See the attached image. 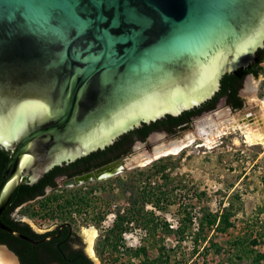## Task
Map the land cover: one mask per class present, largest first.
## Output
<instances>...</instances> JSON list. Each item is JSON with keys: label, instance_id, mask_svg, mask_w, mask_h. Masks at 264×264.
Segmentation results:
<instances>
[{"label": "water", "instance_id": "obj_1", "mask_svg": "<svg viewBox=\"0 0 264 264\" xmlns=\"http://www.w3.org/2000/svg\"><path fill=\"white\" fill-rule=\"evenodd\" d=\"M263 48L264 0H0V146L10 153L0 217L24 177L33 185L135 128L199 107ZM125 170L116 161L59 186ZM0 230L48 240L1 219Z\"/></svg>", "mask_w": 264, "mask_h": 264}, {"label": "rangeland", "instance_id": "obj_2", "mask_svg": "<svg viewBox=\"0 0 264 264\" xmlns=\"http://www.w3.org/2000/svg\"><path fill=\"white\" fill-rule=\"evenodd\" d=\"M258 68V76L248 77L243 84L244 88L241 92L244 103L240 111H230L219 102L214 110L198 116L193 123V128L187 129L182 134L164 138L162 134L156 133L151 136L154 138L158 136L155 140L149 137L147 143H135L130 154L124 158L126 167L124 172H119L102 183L90 181L76 187L58 186L56 191H47L43 197L31 202L26 208H19L16 212L17 217L40 232L53 228L59 223L70 224L81 240L83 238L86 242V246L83 247L86 254L88 244L84 238L83 229L95 228L97 237L92 246L94 257L91 259L88 254L87 257L94 264H102L96 255L95 244L104 231L113 227L117 213L120 211L121 214L123 208L128 207V191L125 186L128 184V172L149 167L152 162L141 166V160L145 159V155L153 154L156 146L162 147L165 142L185 139L184 134L193 135L198 130L199 123L205 119H212L214 124H219L222 121L220 117L224 121L227 120V114L235 116L250 112L254 114V117L252 125L250 123L249 125L255 126L257 115L259 116L260 113L258 104L264 100V58ZM261 115L263 117L262 113ZM226 125L227 128L222 130L219 137L213 131L208 144L198 137H195L191 144V139H186L184 142L189 146L179 154L162 156L154 160L168 159L169 163L174 164V169L167 171L170 173L168 188L163 185L164 189L171 191L172 197L167 205H161L159 209L148 206L147 210L152 212V215L162 224H168L173 231L181 225L183 217L190 220L185 237L181 241H177L173 234L164 236L163 241L166 247L173 249L169 252L170 258L179 264H255L247 258L241 263L234 258L235 248L232 241L236 237L257 239L260 244L252 248L254 254L264 249V147L250 146L243 142V139L245 140L243 134L241 137L236 132L238 130H233L231 123ZM203 143L205 146H200ZM147 144L151 145L149 149H146ZM154 183L161 184L162 181ZM73 190L84 196L83 198L88 202L87 206L78 203V207H75L77 209L69 211L64 219L56 214H46L44 210L38 213L40 215L30 216L29 208L46 196L58 194L65 198L67 196L65 192ZM54 204L56 202L49 208H53ZM229 204H232L233 208H230ZM36 208L41 207L38 205ZM227 211L232 212V220L237 231L233 234L234 236L218 232L212 245L208 240L214 234L212 227L216 226H209L208 229L205 226L200 230V223L204 218L216 216L218 225L220 216L222 214L226 216ZM98 214L101 218L96 222L93 221ZM121 236L120 245L125 249L136 248L142 242L150 240H146L145 231L135 225L132 230L123 231ZM204 237L205 242L201 243L199 240ZM195 240L199 241L197 249L194 248ZM151 241L159 243L160 238L157 236ZM109 257L111 256L106 255L105 259Z\"/></svg>", "mask_w": 264, "mask_h": 264}, {"label": "trees", "instance_id": "obj_3", "mask_svg": "<svg viewBox=\"0 0 264 264\" xmlns=\"http://www.w3.org/2000/svg\"><path fill=\"white\" fill-rule=\"evenodd\" d=\"M263 58L264 48L259 49L256 52V59L252 65L247 68H240L235 72L225 74L221 80L220 90L212 99L203 103L199 108L185 111L177 117L167 115L160 120L135 128L134 130L120 136L112 145L106 147L104 150H99L89 154L86 157L76 160L70 165L53 168L45 174L44 177L38 181V183L30 185L27 182V179L24 178L15 190L13 198L17 199V202L14 204L17 205L24 201L32 200L35 197L44 196V189L49 185L52 186V192L56 191L57 185L55 183V178L62 172H66L77 167L80 168V170L72 173L69 172L68 176H71L74 173H83L91 168H95L105 163L107 160H103V156L106 154L109 155L108 159L111 161L120 158L121 156H125L127 153L130 154V148L133 143L135 141H145L147 136L153 131H160L164 129L171 134L175 133L176 128L188 121L191 116L200 115L204 111L214 109L218 100L223 96L228 97V105H231L236 109L241 108V103L237 106H233L231 103L232 98H236L235 91L240 87L244 75L251 74L254 77L258 76V65L263 61ZM236 83H238L237 87L234 88ZM98 157L102 158V160H100V162H95ZM7 160L8 153L0 148V172L2 168H4ZM167 160L168 159H159L157 161H153L146 169H136L128 172V184H125L128 191V207L123 208V212L121 214L120 211L117 213L116 221L113 227L104 231L98 237L95 244L96 255L102 264H179V262L172 261L169 252L173 249L167 248L163 240L165 235L172 234L176 237L177 241L184 239L185 232L188 228L187 224L190 222L189 218L183 217L181 225L177 228V230L173 231L169 228L168 224H162L157 217L152 215V212L147 210L148 206L159 209L161 205H167L170 202L172 197L171 191H169V189H164L163 185L168 188L167 183L170 181V173L167 171L171 170V168L174 169V164L169 163ZM158 181H162V183H154ZM65 193L67 194L65 198H62V196L58 194L46 196L36 205H32L29 208L30 216L33 217L40 215L38 213L44 210L46 211L44 212L46 214H56L64 219L67 217L69 211L77 209L75 207H78V203H81L82 206L88 205V202L85 198H83L84 196L76 190L67 191ZM55 202L56 204H54V207L49 208L50 205ZM38 205L41 208H36ZM230 208H233L232 204L230 205ZM13 209L14 208H9L10 211ZM231 213L232 212L227 211L226 216L225 214H222L218 225L216 224V216H209L201 221L200 230H202L205 226H207V229L209 226H216L214 228L212 227L214 234H212L208 240V242L212 245L214 237L218 232L233 235L235 231H237L234 220H232L233 214ZM99 218L101 217L98 214L93 221L96 222ZM1 221L8 227L19 231L33 240H38L41 237V235L32 233L28 226L15 221L9 216L1 217ZM134 225L142 228L145 231L146 240H150L148 242H142V244L136 248L128 247V249H125L120 245V241L122 240L121 234L123 231L132 230ZM157 236L160 238L159 243L151 241L152 238ZM199 241L201 243L205 242V237ZM199 241H194V248L197 249ZM0 244L6 246L12 253H14L20 264L43 263L41 258L34 256L37 251L36 248L41 245L35 246L24 240L14 238L2 230H0ZM232 244L235 248L234 258L240 261V263L246 258L248 261H252L255 264L264 263V249L262 252H256L255 254L252 250L254 246L260 244L257 239L254 238L249 240L248 238L236 237L232 241ZM41 252L42 250H39L38 254H42ZM45 253L53 257V259L47 264H93L91 260L88 259L81 251H73L69 254L64 253V256L59 258H57V251L55 249L46 251ZM106 255H110L111 257L105 259Z\"/></svg>", "mask_w": 264, "mask_h": 264}, {"label": "flooded vegetation", "instance_id": "obj_4", "mask_svg": "<svg viewBox=\"0 0 264 264\" xmlns=\"http://www.w3.org/2000/svg\"><path fill=\"white\" fill-rule=\"evenodd\" d=\"M256 59V58H255ZM255 61V60H254ZM254 63V62H253ZM253 63H251L250 65H252ZM250 65H248L247 67H249ZM247 67H245V68H247ZM250 76H252V77H254L253 75H251V74H247V75H244V77H243V79H242V81H241V84H240V87L235 91V93H236V98H232V101H231V103H232V105L233 106H237L239 103H241V105H242V107H243V103H244V98H243V94H242V92H241V90H242V88H244V82L246 81V79L248 78V77H250ZM223 78V77H222ZM222 78L220 79V81H219V86H218V90L216 91V93L220 90V87H221V80H222ZM237 84L238 83H236L235 85H234V88H236L237 87ZM216 93L214 94V96L216 95ZM245 93V92H244ZM213 96V97H214ZM212 97V98H213ZM212 98H210V99H212ZM210 99H208V100H210ZM207 100V101H208ZM206 102V101H205ZM204 102V103H205ZM222 103L224 106H226V107H228V109L230 110V111H234V112H236V111H240L241 109H242V107L241 108H239V109H236V108H234V107H232L231 105H228V97L227 96H223L222 98H220L219 100H218V102H217V104L218 103ZM203 104V103H202ZM201 104V105H202ZM217 104H216V106H217ZM200 105V106H201ZM199 106V107H200ZM216 106H215V108H216ZM199 107H197V108H199ZM256 107L258 108V106L256 105ZM214 108V109H215ZM256 108V109H257ZM214 109H209V110H207V111H204V112H202L201 114H203V113H207V112H210V111H212V110H214ZM192 110V109H191ZM259 113V112H258ZM200 114V115H201ZM243 114V115H242ZM242 114H238V115H231V114H227L226 115V118H227V120L226 121H224L223 120V118H221L220 117V119L222 120V122L220 121V123H219V125L221 124V123H223V127L225 126V128H227L226 126L227 125H225V124H228V123H231L232 124V128H233V130H238V131H236V132H238L240 135H241V137H242V133H241V131H240V125L241 124H245L246 123V125H248V126H250L249 125V123L252 125V121H253V117H254V114L252 115L250 112H243ZM200 115H195V116H191L190 118H189V120L188 121H186V122H184L181 126H179V127H177L176 128V131H175V133H173V134H171V133H169L168 131H166V130H160V131H153V132H151L148 136H147V138H146V140L145 141H135L134 143H133V145L135 144V143H137V142H142V143H147V141H148V139H149V137H151L152 135H154V134H156V133H159V134H162L163 135V137L164 138H167L168 136H174V135H179V134H182L184 131H186L187 129H189V128H193V123H194V121H195V119L196 118H198V116H200ZM232 118H234V120L235 121H233V122H229V119H232ZM261 120V114L259 113V116L257 115V119H256V123H257V121L259 122ZM248 122V123H247ZM255 123V124H256ZM199 129V128H198ZM191 135V134H190ZM219 137V136H218ZM185 140H186V138H185ZM203 140V139H202ZM243 142H245V140L243 139ZM246 143V142H245ZM132 145V146H133ZM132 146H131V148H130V152H131V150H132ZM200 146H205L204 145V143L203 144H201ZM151 147V145H149V144H147L146 145V149H149ZM207 147V146H206ZM0 148L3 150V151H5V152H7L8 153V159H9V155H10V153L7 151V150H5L2 146H0ZM104 150V149H103ZM99 151V150H98ZM97 152V151H96ZM92 154V153H91ZM129 154L127 153L125 156H121L120 158H117V159H115V160H110V159H108L109 158V155L108 154H106V155H104L103 157H104V159L103 160H107V161H105V163H103V164H101V165H99V166H97V167H95V168H91V169H89L88 171H86V172H83V173H79V174H76V173H74V174H72L71 176H68V174H69V172H75V171H78V170H80V168H77V167H75L74 169L72 168L71 170H68V171H66V172H62L60 175H58V176H56V178H55V183H56V185H57V187L59 186V183H61L62 181H65V180H67V179H70V178H73V177H76V176H81V175H84V174H86V173H89V172H92V171H94V170H98V169H100V168H102V167H104V166H106V165H108V164H110V163H113V162H116V161H123L124 160V158L125 157H127ZM78 160V159H77ZM100 160H102V158H100V157H98L97 158V160H95V162H100ZM8 161V160H7ZM76 161V160H75ZM74 161V162H75ZM74 162H70V163H66V164H63L62 166H57V167H64V166H66V165H70V164H72V163H74ZM7 163V162H6ZM6 165V164H5ZM5 167V166H4ZM3 170H4V168H2V170H1V172H0V180H1V177H2V174H3ZM52 170V169H51ZM50 170V171H51ZM116 171H112V172H108V173H100L99 174V176H98V179L97 180H95V181H93L94 183H102V182H104V181H106V180H108V179H110V178H112L114 175H116V173H115ZM113 173H115V174H113ZM47 174V173H46ZM44 177V176H43ZM42 177V178H43ZM24 178H26L27 179V182L29 183V181H28V177H24ZM23 178V179H24ZM41 178V179H42ZM23 179H21V181L23 180ZM40 179V180H41ZM39 180V181H40ZM38 183V182H37ZM47 191H52V186L51 185H49V186H47L45 189H44V195L47 193ZM15 193V192H14ZM14 193H13V195H12V197L10 198V200H9V203H8V205L5 207V209H4V211L2 212V214H1V217H4V216H9L10 218H12V219H14L15 221H18V222H20V223H22V224H24V225H26V226H28L29 228H30V230H31V232L32 233H34V234H36V235H41V237L38 239V240H36V241H40V240H44V239H46V238H48V240H45V241H41V242H38V243H36V244H33V245H35V246H38V245H41V246H39L38 248H36V252H35V254H34V256L35 257H38V258H41L42 259V261H43V263L42 262H40L41 264H47V263H49L52 259H53V257L52 256H50V255H47V253H45L46 251H50V250H52V249H55L56 251H57V258H59V257H63L64 256V253L66 254V253H71V252H73V251H81L86 257H87V254H88V252H87V254L85 253V251H84V249H83V247L84 246H86V242L83 240V238H82V240H81V237L73 230V228H72V226L70 225V224H68V223H66V222H64V223H59V224H56L53 228H49V229H46L44 232H40L39 230H37L36 228H34L33 226H31L30 224H28V223H26L24 220H22L21 218H19V217H17V215H16V212H17V210L19 209V208H26L27 207V205L28 204H30L31 202H34L35 200H37L38 198H41V197H43V196H39V197H35L34 199H32V200H29V201H24V202H22V203H20V204H17V205H15L14 203H16L17 202V199H15V198H13V196H14ZM9 208H14L12 211H10L9 210ZM1 217H0V219H1ZM88 244V243H87ZM39 250H42V254H38V251ZM14 254V253H13ZM16 256V255H15ZM88 256H90V255H88ZM91 257V256H90ZM88 258V257H87ZM18 259V258H17ZM89 259V258H88ZM92 262V261H91ZM93 263V262H92ZM51 264H58V263H51Z\"/></svg>", "mask_w": 264, "mask_h": 264}, {"label": "bare ground", "instance_id": "obj_5", "mask_svg": "<svg viewBox=\"0 0 264 264\" xmlns=\"http://www.w3.org/2000/svg\"><path fill=\"white\" fill-rule=\"evenodd\" d=\"M259 106V111L260 114H263V117L261 115V120L255 124V126L251 127L245 124L240 125V131L243 134V137L245 138V142L249 144L250 146L252 145H261L264 147V100L258 104ZM235 121L234 118L229 119V122ZM222 122V121H221ZM223 123L219 124H214L212 119H205L199 123V129L195 131V133L190 135V133H187L186 135L184 134L183 136L186 139H191V143H193L195 137L202 138L205 141V144H208L211 140V134L213 131L217 136H219L222 133V130L225 129V126H222ZM226 125V124H225ZM158 138L156 136L153 138L155 140ZM185 139L181 140H175V141H168L163 143L162 147L156 146L154 149L153 154L145 155L144 158L141 160V166L147 165L153 160H156L157 158H160L162 156H168V155H177L179 154L185 147L189 146L185 144ZM127 166V165H126ZM131 166V164H129ZM83 234L84 238L86 239L88 243V255H90L92 258L94 257L93 255V243L94 240L97 237V231L95 228H85L83 229ZM89 256V257H90ZM90 257V258H91ZM91 258V259H92ZM0 264H17L16 261L12 258V256L5 251L3 248L0 247Z\"/></svg>", "mask_w": 264, "mask_h": 264}]
</instances>
